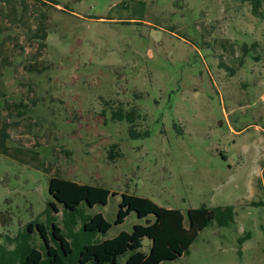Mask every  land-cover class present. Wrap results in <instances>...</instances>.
I'll use <instances>...</instances> for the list:
<instances>
[{
    "label": "rangeland",
    "instance_id": "374dc122",
    "mask_svg": "<svg viewBox=\"0 0 264 264\" xmlns=\"http://www.w3.org/2000/svg\"><path fill=\"white\" fill-rule=\"evenodd\" d=\"M0 29L6 102L25 105L0 118V251L26 234L44 252L30 222L55 248L52 222L78 244L82 219L99 213L112 227L91 242L130 233L148 220L131 212L114 224L127 194L184 215L233 207L230 226L213 221L161 264H264V4L255 15L244 0H0ZM119 107L148 135L132 139L112 119ZM53 176L109 190L107 204L65 213Z\"/></svg>",
    "mask_w": 264,
    "mask_h": 264
},
{
    "label": "trees",
    "instance_id": "16d2710c",
    "mask_svg": "<svg viewBox=\"0 0 264 264\" xmlns=\"http://www.w3.org/2000/svg\"><path fill=\"white\" fill-rule=\"evenodd\" d=\"M251 6L252 13L260 15V10L264 0H244ZM256 44L249 48L242 46V53L247 56L249 50L254 49ZM14 48H19V43L15 41ZM35 64H28L24 67L28 72H33ZM23 107L22 103L15 107ZM21 112H16V117H20ZM112 119L118 122L126 121L129 124V136L132 139L147 136V132L139 133L135 130L134 122L138 114L135 109L122 112V108L113 110ZM119 156V150L116 144H113L108 151V157L114 159ZM49 194L60 204H62L65 213H76L81 204L88 207L95 205L105 206L107 204L110 191L91 185H82L76 182L53 176L49 179ZM116 195V193H112ZM54 213H58L56 207L50 205ZM136 213L139 219H146V225L136 224L130 233L120 232L117 236L100 242H91L92 234H106L112 225L107 222L99 213L92 217L82 219L81 231L82 241L78 243L69 242L67 232H62L54 222L51 223V237L57 246L52 247L48 239V227L42 223L30 222L29 227L36 228V232L45 244L44 252L31 246L28 242V235L22 234L17 240L18 244L13 251H0V264H66L73 255L72 246L76 248L74 255V264H118L121 256H126L124 264H161L165 261H173L185 253L195 242L199 233L207 228L213 221L218 227H228L234 222V212L232 206L207 208L201 206L195 209H189L184 215L177 209H166L158 206L152 200L133 195L122 194L118 204V211L115 225H120L131 213ZM153 217V220H150ZM67 231L75 234L71 228L75 225V220L66 223ZM27 232H30L28 229ZM144 238L151 241L149 252L144 254L140 251L141 243ZM250 234L246 233L243 240L249 239Z\"/></svg>",
    "mask_w": 264,
    "mask_h": 264
},
{
    "label": "crops",
    "instance_id": "0c3cea01",
    "mask_svg": "<svg viewBox=\"0 0 264 264\" xmlns=\"http://www.w3.org/2000/svg\"><path fill=\"white\" fill-rule=\"evenodd\" d=\"M0 31H2V29H0ZM6 31V30H5ZM10 45L11 44H7V50H11L10 48ZM6 49H3L2 52H0V54H4L7 50ZM11 52H9V55H10ZM8 67V66H7ZM6 68V66H4L2 63H0V70H4ZM3 77H2V74L0 73V88H2V90H0V118L3 116H6V117H11V115H13L14 113V104L11 103V102H6V94H5V85L3 84ZM26 82L27 84H30L31 82L30 81H24ZM11 86V84H10ZM13 87V85H12ZM32 101L35 102L37 101V98L36 97H33L32 98Z\"/></svg>",
    "mask_w": 264,
    "mask_h": 264
}]
</instances>
